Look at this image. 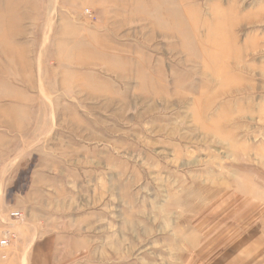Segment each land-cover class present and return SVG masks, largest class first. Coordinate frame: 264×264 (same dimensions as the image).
Here are the masks:
<instances>
[{"label":"rangeland","instance_id":"1","mask_svg":"<svg viewBox=\"0 0 264 264\" xmlns=\"http://www.w3.org/2000/svg\"><path fill=\"white\" fill-rule=\"evenodd\" d=\"M262 201L264 0H0L2 235L211 264Z\"/></svg>","mask_w":264,"mask_h":264},{"label":"crops","instance_id":"2","mask_svg":"<svg viewBox=\"0 0 264 264\" xmlns=\"http://www.w3.org/2000/svg\"><path fill=\"white\" fill-rule=\"evenodd\" d=\"M7 223L8 221L6 220H0V242L7 237V235H2L1 232ZM15 238L11 240L9 236V244L7 246H1L0 244V264L56 263L52 248L45 250L44 237L30 239L27 233H20ZM12 241L13 244H11ZM229 243L227 253L213 260L211 264H264V216L257 223L252 224L249 232L245 231V235L240 240L234 243L229 241ZM201 264L204 263L202 262Z\"/></svg>","mask_w":264,"mask_h":264},{"label":"built area","instance_id":"3","mask_svg":"<svg viewBox=\"0 0 264 264\" xmlns=\"http://www.w3.org/2000/svg\"><path fill=\"white\" fill-rule=\"evenodd\" d=\"M0 244H1V246H6L7 244H9V239L7 237L2 239Z\"/></svg>","mask_w":264,"mask_h":264}]
</instances>
